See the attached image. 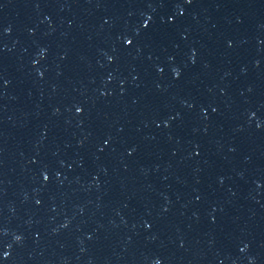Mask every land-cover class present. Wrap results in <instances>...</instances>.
<instances>
[{
    "label": "water",
    "instance_id": "water-1",
    "mask_svg": "<svg viewBox=\"0 0 264 264\" xmlns=\"http://www.w3.org/2000/svg\"><path fill=\"white\" fill-rule=\"evenodd\" d=\"M0 264H264V0H0Z\"/></svg>",
    "mask_w": 264,
    "mask_h": 264
}]
</instances>
